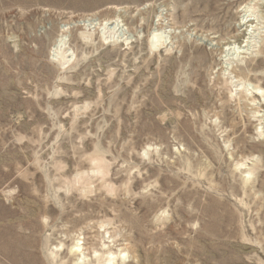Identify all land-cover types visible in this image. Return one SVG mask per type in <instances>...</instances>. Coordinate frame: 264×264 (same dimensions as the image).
Returning <instances> with one entry per match:
<instances>
[{"label":"rangeland","instance_id":"1","mask_svg":"<svg viewBox=\"0 0 264 264\" xmlns=\"http://www.w3.org/2000/svg\"><path fill=\"white\" fill-rule=\"evenodd\" d=\"M263 39L264 0H0V264H264Z\"/></svg>","mask_w":264,"mask_h":264},{"label":"bare ground","instance_id":"2","mask_svg":"<svg viewBox=\"0 0 264 264\" xmlns=\"http://www.w3.org/2000/svg\"><path fill=\"white\" fill-rule=\"evenodd\" d=\"M250 5L244 7V9H245V11H246L247 14L244 16V18L242 19L241 23L239 24V27H238L239 30H237L238 28L236 29V27H234L237 30L236 33L239 32L238 36L237 37L235 36L236 37V42H229L228 41V43L225 45V46L228 47L227 50L229 52H232L233 53L232 55H238L239 56V55L248 53V51L252 48L251 45L250 46L249 45H246V46L243 45V43H245L244 42V39H246L247 33L250 32V29H252L251 30L252 32L254 31V28H255L254 24H255V20L257 19V18L256 19L253 18V15H248L251 12L254 14L255 13L254 11H256V9L254 8V6L251 5L253 7V8L251 7L252 8L251 9L250 8ZM108 23H110V22L107 21L106 23L102 24V27H104L105 30H106V27L108 26ZM111 23L113 24V22H111ZM235 29H234V31H235ZM84 36L91 38L93 36V34L91 33V34L84 35ZM162 38H163V36H162L161 33L156 32V33L152 34V36L150 37V43H151L152 47H157L159 45V43L161 42ZM237 42L238 43L240 42V44L237 45ZM254 42H255V40H254ZM66 44H67L66 43V39L63 38V40L60 41V44H59L58 47H56V49H62ZM234 72H235V70H234ZM79 246L80 245H78L76 247H71L70 250H69V255L71 257V260H72L73 264H111L112 262L115 261V257L113 255H110V254H112L110 252H109V255L107 256V259H106V254H108V252H104L105 246H103L102 248H99L98 245H91V246H87L84 249H82ZM89 254H90V259L87 258ZM109 259H110V261H108Z\"/></svg>","mask_w":264,"mask_h":264}]
</instances>
